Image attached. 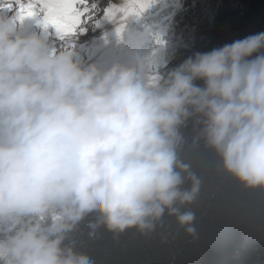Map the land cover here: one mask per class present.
Listing matches in <instances>:
<instances>
[{
	"label": "clouds",
	"instance_id": "obj_1",
	"mask_svg": "<svg viewBox=\"0 0 264 264\" xmlns=\"http://www.w3.org/2000/svg\"><path fill=\"white\" fill-rule=\"evenodd\" d=\"M14 3L0 0V264H95L74 239L86 220L95 237L149 235L169 217L197 239L202 180L179 152L189 128L264 191V32L161 75L148 57H106L131 16L97 51L45 28L39 6L22 27Z\"/></svg>",
	"mask_w": 264,
	"mask_h": 264
},
{
	"label": "trees",
	"instance_id": "obj_2",
	"mask_svg": "<svg viewBox=\"0 0 264 264\" xmlns=\"http://www.w3.org/2000/svg\"><path fill=\"white\" fill-rule=\"evenodd\" d=\"M178 1L145 21L125 23L122 31L128 30L105 52L106 57L111 62L133 55L148 57L163 74L174 57L179 65L196 52L264 32V0ZM175 18L181 28L172 32ZM116 31L110 29L103 38ZM185 134L180 157L202 180L200 195L189 206L196 214L198 238L169 217L149 235L135 229L115 234L101 227L89 237L86 220L74 239L95 264H264V191L246 188L224 172L215 153L203 142L193 143L191 128Z\"/></svg>",
	"mask_w": 264,
	"mask_h": 264
},
{
	"label": "rangeland",
	"instance_id": "obj_3",
	"mask_svg": "<svg viewBox=\"0 0 264 264\" xmlns=\"http://www.w3.org/2000/svg\"><path fill=\"white\" fill-rule=\"evenodd\" d=\"M175 0H88L89 11L82 19V22L76 30L69 36H76L78 43L90 45L94 50L107 46L115 40L119 34L104 39L103 35L110 31V26H115L121 21L132 19H143L159 13L164 6L168 7L170 2ZM176 2L179 3L178 0ZM149 14V15H147ZM117 26V28H119ZM181 28V23L177 18L171 25V31L177 32ZM173 56L172 54H169ZM170 58V57H169ZM168 58V59H169ZM167 59V60H168ZM178 63V57L167 62V68L171 69ZM159 74L162 75L158 71Z\"/></svg>",
	"mask_w": 264,
	"mask_h": 264
},
{
	"label": "snow or ice",
	"instance_id": "obj_4",
	"mask_svg": "<svg viewBox=\"0 0 264 264\" xmlns=\"http://www.w3.org/2000/svg\"><path fill=\"white\" fill-rule=\"evenodd\" d=\"M18 5L20 19L35 17L39 6L45 13L43 25L51 27L57 34H71L79 28L82 19L87 15L88 0H15Z\"/></svg>",
	"mask_w": 264,
	"mask_h": 264
}]
</instances>
